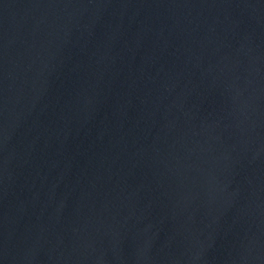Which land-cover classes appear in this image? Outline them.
<instances>
[{
  "label": "water",
  "instance_id": "95a60500",
  "mask_svg": "<svg viewBox=\"0 0 264 264\" xmlns=\"http://www.w3.org/2000/svg\"><path fill=\"white\" fill-rule=\"evenodd\" d=\"M0 264H264V0H0Z\"/></svg>",
  "mask_w": 264,
  "mask_h": 264
}]
</instances>
